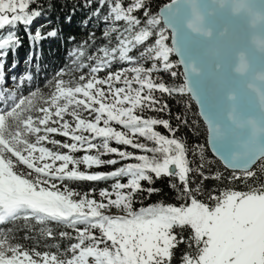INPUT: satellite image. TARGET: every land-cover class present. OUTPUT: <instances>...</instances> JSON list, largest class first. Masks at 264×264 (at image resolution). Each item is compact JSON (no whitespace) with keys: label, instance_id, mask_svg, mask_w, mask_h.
<instances>
[{"label":"rangeland","instance_id":"rangeland-1","mask_svg":"<svg viewBox=\"0 0 264 264\" xmlns=\"http://www.w3.org/2000/svg\"><path fill=\"white\" fill-rule=\"evenodd\" d=\"M92 1L104 8L100 24L111 33L108 40L114 36L116 41L87 57L86 80L75 78L69 85L54 73L33 95L27 71L33 61L18 56L12 64L4 62L0 49V220L6 208L23 205L38 217L55 215L84 225L64 261L0 242V264H167L171 248L187 232L185 224L192 227L198 256L192 260L188 251L180 264H256L264 241V204L256 200H264V189L221 193L220 205L212 208L193 200L184 208L136 203L133 208L132 192L146 178L140 162L101 171L104 163L125 154L119 143L142 135L148 141L150 171L167 174L173 164L171 175L182 181L184 172L188 179L177 141L156 133L150 120L132 112L151 84L149 67L171 62L170 76L180 74L157 9L145 7L143 0H86L83 5ZM38 5L40 0H0V8L12 15L34 13L27 18L31 33L47 22ZM53 34L50 30L47 36ZM9 41L18 43L14 37ZM78 54L79 48L72 47L67 56ZM99 71L103 74L95 76ZM103 178V188L83 187V181Z\"/></svg>","mask_w":264,"mask_h":264},{"label":"trees","instance_id":"trees-1","mask_svg":"<svg viewBox=\"0 0 264 264\" xmlns=\"http://www.w3.org/2000/svg\"><path fill=\"white\" fill-rule=\"evenodd\" d=\"M85 1L40 0L41 6L38 5L37 9L47 18V22L34 33L30 32L27 23V18L34 14L32 11L28 9V15L25 13L15 16L0 8V49L3 51L1 58L10 64L18 56H22L24 61H33V66L27 70L35 86L33 95L43 90L44 84L54 73L59 80L69 85L76 83L82 76V81L86 80L89 75L87 57L96 55L103 45L115 44L116 37L113 36L109 41L111 33L103 32L100 24L104 8L97 7L96 1L83 5ZM168 1L170 0H143V5L158 10ZM7 27L9 32L5 31ZM50 30L54 34L47 36ZM42 35L45 37L41 38ZM10 37L16 38L18 43L9 41ZM72 47L79 48V54L74 59L67 56ZM171 59L173 66L179 70L173 55ZM81 62L85 66H79ZM149 68L151 84L132 106L133 115L150 120L153 131L177 141L180 146V160L187 169L188 179L186 182L177 181L171 174L150 171L147 164L152 159L148 141L142 135L138 136L139 140L132 139V143L121 142L119 149L124 151L123 157L114 159L109 164L104 163L101 171H108V167L121 164L137 166L140 162L146 178L141 179L132 192L131 206L134 208L136 203V207L141 208L164 205L184 208L193 200L212 208L220 205L218 198L221 193L261 192L264 189V158L258 160L248 172H232L223 168L206 148V129L197 116L195 105L185 92L180 74H177L176 79L170 76L172 63H156ZM57 71L62 73L57 74ZM100 73L99 71L95 76ZM134 135L136 134L131 137ZM137 142L142 147L135 145ZM140 153L143 155L142 159L139 157ZM158 154L159 151L153 156ZM105 179L107 178L83 181V187L89 189V185L93 184L95 188H103L106 185ZM78 182L75 185L82 186ZM83 226L81 221L67 222L63 217L55 215L38 217L25 206L16 205L2 212L0 242L4 246H13L31 255L48 254L64 261L70 257L71 247L78 240L77 232ZM184 227L187 232L171 248L167 264H180L182 255L188 251L192 260L198 256L197 248L193 249L192 227L189 224Z\"/></svg>","mask_w":264,"mask_h":264},{"label":"water","instance_id":"water-1","mask_svg":"<svg viewBox=\"0 0 264 264\" xmlns=\"http://www.w3.org/2000/svg\"><path fill=\"white\" fill-rule=\"evenodd\" d=\"M157 13L209 154L248 172L264 158V0H170Z\"/></svg>","mask_w":264,"mask_h":264},{"label":"crops","instance_id":"crops-1","mask_svg":"<svg viewBox=\"0 0 264 264\" xmlns=\"http://www.w3.org/2000/svg\"><path fill=\"white\" fill-rule=\"evenodd\" d=\"M246 201H253V200H249V199H244ZM256 202L258 203H263L264 204V200H256ZM257 259H256V264H263V258H264V241L262 244H260L259 248H258V253H257Z\"/></svg>","mask_w":264,"mask_h":264}]
</instances>
